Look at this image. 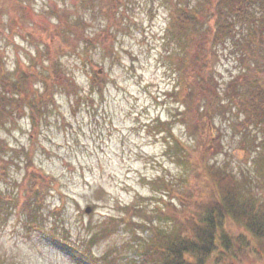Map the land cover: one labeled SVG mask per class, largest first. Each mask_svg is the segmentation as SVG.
Listing matches in <instances>:
<instances>
[{"label": "rangeland", "instance_id": "obj_1", "mask_svg": "<svg viewBox=\"0 0 264 264\" xmlns=\"http://www.w3.org/2000/svg\"><path fill=\"white\" fill-rule=\"evenodd\" d=\"M11 1L0 0L4 69L12 71L18 59L28 62L35 54V42L29 35L34 24L44 39L42 25L67 29L74 47L60 62L82 96L75 105L72 95L57 89L56 105L49 108L37 130L28 116L0 124L3 141L20 150L17 163L12 164V179L20 183L26 172L23 149L33 156L28 170L52 179L42 208L43 228L67 229L80 242L86 237L87 224L96 226L106 216L121 213L118 208H125L138 196L146 198L150 207L161 202L160 192L148 180L164 176L178 187L177 179L189 168L185 170L166 151L169 136L159 131L158 120L172 122L180 139L192 141L180 120L184 107L176 97L178 69L173 52L177 47L167 44L163 36L169 8L163 0H129L108 17L97 0H20L21 6H13L14 10ZM62 15L65 19L59 17ZM81 16L82 32L67 25L66 18L77 23ZM11 22L17 25L13 32ZM244 32L240 27L234 40L218 48L216 76L222 87L242 67L236 42ZM58 39L62 38L56 36L51 43ZM235 111L214 119L211 129L221 133L224 144L215 161L239 177L254 175L258 168L254 144L264 136L237 132L234 122L240 117ZM3 185L14 188L13 184ZM26 221L17 211H0V264H82L56 247L42 228L28 227ZM124 228L102 238L95 252L100 254L111 246L125 249L123 254L133 257L132 241L126 245L131 234Z\"/></svg>", "mask_w": 264, "mask_h": 264}, {"label": "trees", "instance_id": "obj_2", "mask_svg": "<svg viewBox=\"0 0 264 264\" xmlns=\"http://www.w3.org/2000/svg\"><path fill=\"white\" fill-rule=\"evenodd\" d=\"M97 1L100 11L109 17L129 0ZM163 2L169 8L163 36L167 44L172 42L177 47L173 52L178 69L176 97L184 107L180 120L192 141L180 139L170 121L159 119L156 126L160 125L159 131L164 130L169 136L166 151H171L185 170L189 168L177 179L179 186L164 176L149 179L160 192L161 202L150 207L146 198L138 196L125 208H118L121 213L106 216L96 226L87 224L86 237L77 242L67 229L43 228L42 208L52 179L28 170L34 163L33 156L23 149L26 172L22 182L13 180L11 168L17 163L20 150L8 146L0 137V211H17L28 220L26 226L42 228L52 243L77 263L264 264V137L254 144L258 148L254 156L256 174L239 177L215 161L224 151V144L221 133L211 129L217 116H226L236 109L240 117L234 122L237 132L264 136V0ZM21 4L20 0H12L10 9ZM59 17L65 19L63 15ZM79 18L77 23L66 18V23L82 32L84 18ZM13 23L12 32L17 30ZM34 26L29 35L36 52L28 62L18 59L15 68L7 71L0 53L1 125L28 116L32 128L37 130L49 108L56 105L57 89L72 95L75 105L82 97L75 79L64 72L60 62L61 56L74 47L66 34L68 30L42 25L44 39L37 32L39 26ZM240 27L245 32L236 44H240L242 67L222 87L216 76L218 48L229 39L234 40ZM56 36L62 39L51 43ZM3 184H13L17 190L4 188ZM123 227L131 234L126 245L129 247L132 241L129 249L133 257L124 255L125 249L118 251L111 246L100 254L95 252L102 238Z\"/></svg>", "mask_w": 264, "mask_h": 264}, {"label": "water", "instance_id": "obj_3", "mask_svg": "<svg viewBox=\"0 0 264 264\" xmlns=\"http://www.w3.org/2000/svg\"><path fill=\"white\" fill-rule=\"evenodd\" d=\"M90 210H91V208L89 207V208H87L86 212H90Z\"/></svg>", "mask_w": 264, "mask_h": 264}]
</instances>
